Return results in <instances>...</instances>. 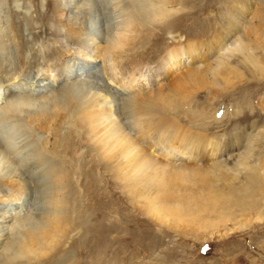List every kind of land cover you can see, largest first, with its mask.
Returning a JSON list of instances; mask_svg holds the SVG:
<instances>
[{"label":"rangeland","instance_id":"1","mask_svg":"<svg viewBox=\"0 0 264 264\" xmlns=\"http://www.w3.org/2000/svg\"><path fill=\"white\" fill-rule=\"evenodd\" d=\"M32 1L36 8L28 4L27 15L33 16L35 29L21 45L15 40L16 58L18 47L34 46L33 35L41 51L54 39L39 25L44 16L43 24L53 22V7L41 10L38 0ZM167 7L177 21L157 44L137 48L135 60L149 71L124 88L134 96L175 89L181 81L182 134L156 132L141 143L151 147L146 150L150 162L206 169L219 162L225 177L218 171L208 183L179 178L171 189L162 179L175 164L157 169L146 159H127L122 150H103L99 158L95 150H86L91 143L75 147L66 156L72 161L69 231L39 264H264V188L244 190L256 169L264 178V0H176ZM20 11L12 12L17 23L30 25ZM146 17L147 23L157 20ZM175 49L184 50L167 58ZM191 71L197 81L180 79ZM69 133L63 127L61 150L78 142ZM49 135L45 138L53 143ZM177 148L182 150L175 153Z\"/></svg>","mask_w":264,"mask_h":264},{"label":"bare ground","instance_id":"2","mask_svg":"<svg viewBox=\"0 0 264 264\" xmlns=\"http://www.w3.org/2000/svg\"><path fill=\"white\" fill-rule=\"evenodd\" d=\"M174 2L38 0L39 9L53 7L52 24H43L44 16L39 25L46 30V37L51 33L54 39L49 38V44L41 51L33 35L31 46L35 47H30V43L18 47L22 53L19 51L21 56L16 58V47L28 31L35 29L33 16L29 17L27 10L36 7L32 0H0V264H39L43 255L49 257L57 251L68 233V209L73 201L67 184L72 177L68 171L72 161L66 159L67 152L91 143L86 150H95L99 158L103 150H122L129 160L150 162V152L146 150L151 147L141 141L156 132L173 131L176 137L182 134L181 81L175 89L165 87L134 96H127L124 88L149 71L135 60L136 50L147 42L157 44L175 24L177 19L171 18L167 7ZM31 3L34 6H28ZM13 10L24 11L30 25H19ZM146 16L157 20L147 23ZM62 17L66 20L61 22ZM13 26L14 32L9 30ZM155 28L161 31L156 32ZM249 36L246 33L247 39ZM225 47L226 44L222 50ZM241 49L242 44L237 50ZM182 50L175 49L167 58L176 57ZM100 54L102 61L98 60ZM146 54L147 50L139 57ZM188 77L191 83L198 80L192 71L180 79ZM63 127H68L69 135L78 139L65 145L69 150H61ZM46 133L53 136V143L45 138ZM176 150L182 148L175 149V153ZM210 153L209 156L214 155L213 151ZM150 163L157 169L178 165L163 174L162 182L168 188L179 178L185 182L193 177L208 183L218 177V171L225 177L219 162L207 169L184 167L176 162ZM258 171L248 176L245 191L253 186L264 188V178ZM154 173L158 175L159 171L150 172ZM263 188L259 190L262 192Z\"/></svg>","mask_w":264,"mask_h":264}]
</instances>
